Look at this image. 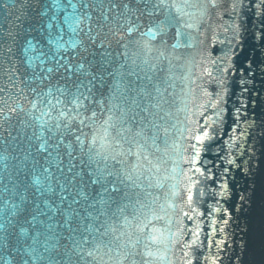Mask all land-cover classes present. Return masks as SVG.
<instances>
[{
    "label": "water",
    "instance_id": "95a60500",
    "mask_svg": "<svg viewBox=\"0 0 264 264\" xmlns=\"http://www.w3.org/2000/svg\"><path fill=\"white\" fill-rule=\"evenodd\" d=\"M263 153L264 0H0V264H243Z\"/></svg>",
    "mask_w": 264,
    "mask_h": 264
},
{
    "label": "rangeland",
    "instance_id": "374dc122",
    "mask_svg": "<svg viewBox=\"0 0 264 264\" xmlns=\"http://www.w3.org/2000/svg\"><path fill=\"white\" fill-rule=\"evenodd\" d=\"M264 153L261 163V169L259 174V180L256 190V196L254 201V207L251 217V223L248 233V247L254 249V254L259 249V242L264 239ZM249 248L246 247L248 250ZM246 251V250H245ZM250 251H248L249 253ZM264 264V260L262 262Z\"/></svg>",
    "mask_w": 264,
    "mask_h": 264
},
{
    "label": "bare ground",
    "instance_id": "6f19581e",
    "mask_svg": "<svg viewBox=\"0 0 264 264\" xmlns=\"http://www.w3.org/2000/svg\"><path fill=\"white\" fill-rule=\"evenodd\" d=\"M248 239L246 244L247 248H249ZM258 245H259V249L256 254H254L255 251L253 248H249L248 250L246 249L243 264H262L264 260V239L262 242H259ZM248 251L250 252L248 253Z\"/></svg>",
    "mask_w": 264,
    "mask_h": 264
},
{
    "label": "snow or ice",
    "instance_id": "6c2138e0",
    "mask_svg": "<svg viewBox=\"0 0 264 264\" xmlns=\"http://www.w3.org/2000/svg\"><path fill=\"white\" fill-rule=\"evenodd\" d=\"M207 136V133H205V137ZM198 139L203 140L204 137H198Z\"/></svg>",
    "mask_w": 264,
    "mask_h": 264
}]
</instances>
